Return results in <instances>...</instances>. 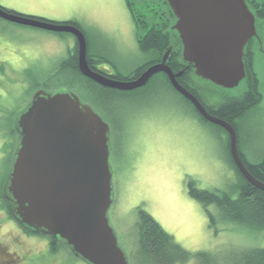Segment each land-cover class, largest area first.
I'll list each match as a JSON object with an SVG mask.
<instances>
[{
    "label": "rangeland",
    "instance_id": "1",
    "mask_svg": "<svg viewBox=\"0 0 264 264\" xmlns=\"http://www.w3.org/2000/svg\"><path fill=\"white\" fill-rule=\"evenodd\" d=\"M131 2L147 28L136 26L125 0H99L96 5H81L75 0H0V7L58 23L77 21L88 34V53L98 61L97 65L109 69L112 76L127 77L151 57L139 49L137 37L168 22L170 31L176 23L165 0ZM257 26L264 45V20H257ZM171 32L175 38L177 34ZM173 44L169 46L171 50ZM75 45L76 39L69 33L0 18V247L17 259L20 257L19 264H85L66 248L57 246L58 250L52 252L49 236L28 235L21 230L1 199L20 143L15 132L16 121L34 94L38 90L51 92L67 87L84 103L91 104L106 122L110 113L123 116L142 109L155 89L103 92L87 78L65 69L64 62ZM254 71L262 100L239 122V129L249 142L244 146L248 157L257 163L264 158V53L259 50L255 53ZM189 84L209 103L227 100L213 83L202 80L194 72L189 76ZM245 84L243 80L236 91ZM151 109L146 113L150 115L149 121L136 129V139L131 144L134 147L115 145L114 160L111 158L115 177L110 223L130 264L137 241L139 209L151 214L190 252L188 264H199V252L220 256L234 248H264V230L224 221L215 205L206 208L190 195L189 182L193 181L199 189L237 197L240 179L238 170L228 162L226 134L221 138L211 124L193 127L187 113L195 114L194 110L173 93L165 100H157ZM117 174L118 178L122 175V181ZM42 255L44 261H36Z\"/></svg>",
    "mask_w": 264,
    "mask_h": 264
},
{
    "label": "water",
    "instance_id": "2",
    "mask_svg": "<svg viewBox=\"0 0 264 264\" xmlns=\"http://www.w3.org/2000/svg\"><path fill=\"white\" fill-rule=\"evenodd\" d=\"M176 17L173 29L183 45V59L202 80L234 89L246 78L245 48L258 37L257 18L247 0H166ZM0 18L56 33H69L78 42V66L97 84L122 91L144 87L164 72L173 87L189 99L208 121L230 135L231 153L241 175L264 191L239 155L237 132L211 116L201 101L181 86L166 62L147 69L132 81H118L92 70L82 30L65 23L25 16L0 7ZM20 143L3 195L15 220L51 237L85 264H130L120 247L108 212L114 201L110 163V130L92 106L67 88L38 90L16 121Z\"/></svg>",
    "mask_w": 264,
    "mask_h": 264
},
{
    "label": "trees",
    "instance_id": "3",
    "mask_svg": "<svg viewBox=\"0 0 264 264\" xmlns=\"http://www.w3.org/2000/svg\"><path fill=\"white\" fill-rule=\"evenodd\" d=\"M125 1L127 2V6L132 14L136 26L138 28H147V23L134 10V5L131 0ZM247 2L250 9L255 13L257 20H264V0H247ZM165 3H167L166 0ZM170 12L172 19H174L175 21L176 17L171 9ZM65 24L75 26L76 28L82 30L81 26L77 22H66ZM170 25L171 23L168 22L159 29L153 27L147 31L146 35L138 36L137 41L139 49L145 54H148L150 52H152L153 54H158V57L161 58L166 49L168 50L169 46L174 43V50L176 49L178 54L180 55L182 42L179 38L178 33L173 29V27L169 31ZM171 31L177 34L175 38L174 34ZM78 49L79 48L77 42L73 52L70 54V57L64 62V67H66L65 69H68L74 74L76 73V75H78L79 77L85 79V77L79 71ZM173 51L171 52V57L173 55ZM171 57L169 58L167 64H169L172 69L177 70L176 68H174V63L176 62V60ZM89 58H91V56H89ZM244 63L248 76L247 81L250 87L249 94L242 100L229 102L224 105L218 111V115L223 119L242 118L247 110L256 107L261 102L259 80L254 72L252 54H249L248 60H245ZM142 70L143 68L140 67L136 70L135 73H132L127 77L122 76L121 79L131 81L134 76L138 77ZM191 73V70H187L181 77L180 82L183 86H185L189 90H192L193 93L200 98L198 92L196 90H193L191 86L188 85L189 76ZM87 80L90 83H94L92 80ZM15 132L17 133L16 129ZM247 168L255 178L264 182V164L247 165ZM238 175L240 180L238 181L236 188L239 189V191L237 197L235 198L229 193L218 194L216 192L199 189L195 187L193 181L189 182L190 195L194 199L201 202L206 208L215 205L220 211V215L224 221L238 223L243 226L253 228L256 231H262L264 230V191L255 188L240 174L239 171ZM1 199L3 200V204L5 205L9 216L13 218L11 203L4 197L3 188ZM25 233H27L28 235L41 234L35 231L33 232L29 229L25 230ZM49 238L51 241L50 243L52 252L57 251L59 247L68 249L67 247L53 240L51 237ZM57 246L59 247L56 249ZM0 250H2L4 254H8L5 248L0 247ZM44 257L45 255L39 256L37 257L36 261H44ZM191 257L192 255L190 254V252L182 245L177 243L174 237L167 233L151 214H149L147 211L139 209V221L137 223V241L135 239L131 264H188L191 261ZM198 257L199 261H201V263L198 261L199 264H264V248H234L227 254L220 256H212L207 252H199Z\"/></svg>",
    "mask_w": 264,
    "mask_h": 264
},
{
    "label": "flooded vegetation",
    "instance_id": "4",
    "mask_svg": "<svg viewBox=\"0 0 264 264\" xmlns=\"http://www.w3.org/2000/svg\"><path fill=\"white\" fill-rule=\"evenodd\" d=\"M256 25H257V22H256ZM257 32H258V37H254L252 40H250V42L247 44V46L245 48V55H244V61L245 60L247 61L248 58H249V54H252V56H253V67H254V64H255V53H257V50H259L261 53H264V45H263V42H262V37H261L260 32L258 30V26H257ZM88 47H89V41H88ZM172 51L173 50H171V52ZM166 52L167 51H165V53ZM148 54L151 56L150 57V60L147 61L146 63H144L141 66L143 68V70H142V72L140 73L139 76H141L150 67L162 63L163 57L165 55V54H163L161 56V58H159V57L158 58L157 57L154 58V54L152 52H150ZM88 55L90 56L89 53H88ZM89 56H88V63H89V65H90V67L92 68L93 71L99 72L102 75H105L106 77L111 78V79H115V80H119V81H126V80H122L121 79L122 76H120V75H118V76H112L111 75V71H109V69H103V68L99 67L97 65V62L98 61L96 59H92V57L89 58ZM170 57H171V53L169 55V58ZM169 58H168L167 62L169 61ZM171 58H173L174 60H176V62L174 63L175 64V67L174 68H176L177 70L172 69L171 66L169 64H167V63H166V65L168 67H170V69L175 74H177V73H179L181 71H185L186 72L187 70H191V72H194L193 67L190 66L188 63H186L184 61V59H183V45H182V49H181V54L179 55L178 52H177V50L175 49L173 51V55H172ZM170 63H171V61H170ZM185 72H184V74H185ZM159 74H160V77H155V76H157ZM159 74L154 75L148 81V83L144 86V88H147V89H150L151 87H154L155 89H153L151 91V93H149L150 99H149V101L147 103H145V105L143 106L142 109L135 110V111H131V112H129L131 114L128 115V113H127V114H125L123 116H120V115L114 116V114H111L110 113V115L108 117V120L106 121V123H107V125L109 127V130H110V146H111L110 163H111L112 171H113V179L115 177V171H114V165L112 163L111 158L113 159L114 146L115 145H119V146H122V147H124L126 149L133 148L134 146H131V144L133 143L134 139H136V129L139 128V127H141V126H143L144 123L146 121H149V119H150L149 118L150 115L148 114L146 116V113L148 111H150V110H153V109H151V107L153 105H156V101L157 100H160V99H164L165 100L166 97L172 95V93L174 95L178 96L180 98L181 102L184 105H187V106L191 107L194 110L195 114L194 113H191V114L190 113H187L188 115H190V118H187V120L188 119L190 120V123L193 125V127L194 126H200V125L207 126L206 124H211L214 128L217 129V131L220 132V137L221 138L224 139L223 134H226V137L225 138H227V140H228V142H227V144H228V159H229L228 162L230 163L229 165H232L233 164V167H235V169L238 170V167H237V165H236V163L234 161V158L232 156V153H231V140H230V135H229L228 131L223 126L216 125V124H214V123L206 120L198 112V110L195 108V106L193 105V103L189 99H187L186 97H184L182 94H180L173 87V85H172V83H171V81H170V79H169V77L167 76L166 73L161 72ZM138 77H135L134 76V78L132 80H135ZM181 77H178L177 78V81H178V83L181 86H183L182 83L180 82ZM155 78H157V79L155 80ZM247 79H248V76H247V73H246V78L244 80H246L247 84H245L244 87L238 89L237 91H236V89L238 87H236L234 89H226V88H223V87H220V86H217V85L213 84L215 87H217L219 89V91H221V94L222 95H224L225 97H227V100L225 102L223 100H219V101H217L215 103H209V102L205 101L204 99H202L201 96L199 98L196 94L193 93L192 90H189L188 88H186L185 86H183L185 89L189 90L196 98H198L201 101V103L206 107L207 112L211 116L216 117L217 119H220L221 121H224V122L230 124L232 127H234V129L237 132V137H238L239 155H240L242 161L244 162V164L246 165V167H247V165H263L264 164V158L261 161H258L257 163H255V160L250 159L248 157L247 151L244 148V146L245 145H248L249 142H248V140L246 138V135L244 133H242L240 131V129H239V122L241 120H243V118L248 113H250L253 108H250L249 110H247L242 118H235V119H231V118H227V119L225 118V119H223V118H221L218 115V111L224 105H226L229 102L239 101V100H242V99H244V98L247 97V95L249 94V91H250L249 90L250 87L248 85ZM95 84L103 92H105V93H108V92H110L112 90H116V89H113V88L103 87V86L97 84L96 82H95ZM188 85H190V84L188 83ZM191 88L193 90H195L193 87H191ZM260 95H261V93H260ZM261 100H262V95H261ZM81 101H82V99H81ZM93 109H94V107H93ZM183 109L186 110L185 108H183ZM137 111H138V114H136ZM126 116L129 117V118H126ZM117 178H118V174H117ZM118 180L119 181H122V175L118 178ZM113 185H114V183H113ZM108 216H109V222H110V213L109 212H108ZM13 221H15V224H17V225L20 226L21 230H27V229H29V230L33 231L32 229L28 228L27 226L18 224V222L14 218H13ZM19 263H20V261H19V259L16 258V256H12L10 254H4L3 251L0 250V264H19Z\"/></svg>",
    "mask_w": 264,
    "mask_h": 264
},
{
    "label": "crops",
    "instance_id": "5",
    "mask_svg": "<svg viewBox=\"0 0 264 264\" xmlns=\"http://www.w3.org/2000/svg\"><path fill=\"white\" fill-rule=\"evenodd\" d=\"M78 2V4H81V5H84L85 4H93V5H96V3L99 1V0H75ZM91 2V3H90ZM74 22H77V21H74ZM78 23V22H77ZM81 26V25H80ZM82 28V26H81ZM83 29V28H82ZM86 37L88 38V34L85 32V30H83Z\"/></svg>",
    "mask_w": 264,
    "mask_h": 264
},
{
    "label": "bare ground",
    "instance_id": "6",
    "mask_svg": "<svg viewBox=\"0 0 264 264\" xmlns=\"http://www.w3.org/2000/svg\"><path fill=\"white\" fill-rule=\"evenodd\" d=\"M79 70H80V68H79ZM80 72H81V70H80ZM82 73V72H81ZM87 78V77H86ZM89 79V78H88ZM91 80V79H90ZM119 81V80H118ZM148 83V82H147ZM134 91V90H133Z\"/></svg>",
    "mask_w": 264,
    "mask_h": 264
}]
</instances>
